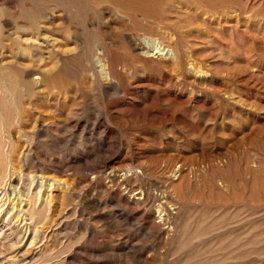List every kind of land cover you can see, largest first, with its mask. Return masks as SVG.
<instances>
[{"label":"rangeland","instance_id":"obj_1","mask_svg":"<svg viewBox=\"0 0 264 264\" xmlns=\"http://www.w3.org/2000/svg\"><path fill=\"white\" fill-rule=\"evenodd\" d=\"M34 175L0 264H264V0H0V194Z\"/></svg>","mask_w":264,"mask_h":264},{"label":"bare ground","instance_id":"obj_2","mask_svg":"<svg viewBox=\"0 0 264 264\" xmlns=\"http://www.w3.org/2000/svg\"><path fill=\"white\" fill-rule=\"evenodd\" d=\"M52 1V0H51ZM65 1V0H64ZM128 1V0H127ZM35 2V1H34ZM57 3H58V1H56ZM68 2V1H67ZM71 2V1H70ZM8 5V4H7ZM38 5V4H37ZM68 5V4H67ZM17 7V6H16ZM40 13V12H39ZM26 16H27V18L31 21V22H34L35 21V17H34V15L33 14H30V13H28V14H25ZM17 19V18H16ZM153 20V19H152ZM155 20V19H154ZM158 21V20H157ZM156 22V21H155ZM165 22V21H164ZM157 23V22H156ZM6 24V23H5ZM146 24V23H145ZM167 25V24H166ZM162 26V25H161ZM163 27H164V25H163ZM158 30H162V28H159ZM37 34V33H36ZM142 34V33H141ZM43 35V34H42ZM47 35V34H46ZM161 35V34H160ZM164 35V34H163ZM38 36V35H37ZM69 36V35H68ZM157 37H159V32H156L154 29H151V30H148V31H146L145 32V34L144 35H142V38L141 39H139V42L136 44V50L140 53V55L141 56H143V57H145L146 59H150V60H152V59H159L160 61H168V63H169V61L171 62V61H174L175 60V55H174V52L172 51V49H169L168 47H167V45H166V43H165V45H164V43L163 42H161L162 41V37H159V38H157ZM30 38H32V37H30ZM166 38V37H165ZM50 40V39H49ZM133 40H135V39H133ZM166 40H167V38H166ZM176 40H177V38H176ZM92 42V41H91ZM131 43H132V41H131ZM97 46V45H96ZM110 46V45H109ZM131 46H132V44H131ZM69 47V46H68ZM98 48V51H97V58H96V63L100 66V68L102 69V71H104L105 72V74H106V77L107 78H110V73L106 70V68H107V64L105 63L104 64V59H106L105 57H106V50L104 49V48H99V47H97ZM107 48V47H106ZM71 49V48H70ZM69 50V49H68ZM71 52V51H70ZM108 52V51H107ZM92 53V52H91ZM108 54V53H107ZM135 54V53H134ZM108 59V58H107ZM110 60V59H109ZM109 60H107V61H109ZM111 64V63H110ZM111 66V65H110ZM111 68V67H110ZM98 70H99V68H98ZM114 70V69H113ZM200 70V69H199ZM101 70H99V72H100ZM198 72V71H197ZM199 73V72H198ZM197 73V74H198ZM104 74V73H103ZM102 74V75H103ZM6 75V74H5ZM104 76V75H103ZM112 76V75H111ZM105 78V77H104ZM107 78H105V79H107ZM8 81V80H7ZM13 82V81H12ZM7 83V82H6ZM11 87V86H10ZM162 90V89H161ZM2 91V90H1ZM8 92H10V90H8ZM161 92H164V91H161ZM169 93V92H168ZM2 95V94H1ZM12 95V94H11ZM165 95V94H164ZM170 96V95H169ZM174 97V96H173ZM7 98V97H6ZM5 98V99H6ZM15 98V97H14ZM16 98H17V96H16ZM157 98V97H156ZM170 98V97H169ZM172 99H170L169 101H171ZM174 100V99H173ZM172 102V101H171ZM174 102H175V100H174ZM173 103V102H172ZM3 104V103H2ZM4 107H5V105H4ZM12 107V106H11ZM2 115V114H1ZM8 116V115H7ZM10 121H11V118H10ZM7 151V150H6ZM29 151H30V149H29ZM31 153V152H30ZM8 171H10V170H8ZM141 174V173H140ZM27 176H28V174H27ZM131 176V175H130ZM6 177H7V175H6ZM124 180V179H123ZM40 181V182H39ZM23 182V181H22ZM27 182L29 183V188L28 189H26V188H24V187H21V186H23V185H18V183H16V185H14V183H13V181H10L7 185H8V188H10V191L12 192L11 194H12V197H13V199L11 200L10 199V197L11 196H9V190L7 191H4V192H2L1 194H0V216H1V214L2 213H4L5 212V208L4 207H6L7 205V203H8V201L10 202L11 201V203H12V208L10 209V211L9 212H7V213H9V214H7V219H6V222L5 221H3V229L0 231V239L1 238H3L4 236L5 237H7L8 239H10V242L8 243V244H10V246H8L7 244H5V245H7L8 247H11L12 249H16L17 247V243H15L14 242V236H18V234H17V232L15 231V223H16V221H20L21 220V222L22 223H24V220H23V213L24 214H26V212H29V210H30V205H27L28 206V209L27 210H25V211H23V209H22V207H21V204H23V201L22 200H24V198H22L21 199V195H22V193H21V191H22V188H23V190H25V192L27 193V198H29L28 199V201H31V199H36L37 198V202H38V204L40 203L42 206H45V205H47V198L43 195V193H44V191H42L43 190V188H44V186H45V183H46V181L40 176H33V177H27ZM7 189V188H6ZM38 189V191H35V190H37ZM1 192V191H0ZM154 194V193H153ZM150 195V194H149ZM148 195V196H149ZM153 196V195H152ZM151 196V197H152ZM142 197V196H141ZM157 197V196H156ZM163 197V196H162ZM165 197V196H164ZM26 198V199H27ZM150 198V197H149ZM166 198H167V196H166ZM25 199V200H26ZM140 199V198H139ZM152 199V198H151ZM40 200H42V202L40 201ZM156 200V199H155ZM50 201V200H49ZM168 201V200H167ZM164 202V201H163ZM27 203V202H26ZM159 203V202H158ZM161 203H162V201H161ZM25 204V203H24ZM149 204V203H148ZM164 204H166V201H165V203ZM159 206V205H158ZM171 206H173V209H174V204L173 205H171ZM20 207V208H19ZM168 207H169V205H168ZM46 208H48L47 206H46ZM158 208H160V207H158ZM162 209H163V207H161ZM165 208V207H164ZM170 208H172V207H170ZM161 209V210H162ZM160 210V212H162V213H164L165 212V210L164 211H161ZM167 211V210H166ZM171 211V210H170ZM173 211V210H172ZM170 214V213H169ZM172 214V213H171ZM28 216V215H27ZM23 217V218H22ZM29 219H30V217H29ZM14 220H16V221H14ZM27 220V219H26ZM14 221V222H13ZM166 221H168V220H166ZM26 222V221H25ZM169 222V221H168ZM2 223V221H0V224ZM29 223V222H28ZM27 223V224H28ZM30 224H32V223H30ZM12 225V226H11ZM9 227L7 230H4L6 227ZM24 226V225H23ZM166 227V226H165ZM32 229V228H31ZM30 228H29V231L31 230ZM34 230V229H33ZM36 230V229H35ZM21 233V232H20ZM28 227L26 228V230L23 232V235H24V237L25 238H22V241L21 242H19L18 243V245H24V244H29V245H32V244H34V241H36V240H34V241H31L30 242V239H29V237H28V239H26L27 238V236H28ZM189 235V234H188ZM38 237V236H37ZM16 239V238H15ZM19 238H17V240H18ZM35 239H37L38 240V238H35ZM2 240V239H1ZM4 240V239H3ZM2 240V241H3ZM16 241V240H15ZM4 242H5V240H4ZM3 244V243H2ZM1 244V245H2ZM36 244V243H35ZM0 245V246H1ZM4 245H2V247H3ZM33 246H35V245H33ZM11 249V250H12ZM30 250V249H29ZM17 251V250H16ZM27 257V256H26ZM19 260H20V258H18ZM22 259V258H21ZM23 259H25V257H23ZM29 259V258H28ZM27 259V260H28ZM34 259V258H33ZM15 260H17V259H15ZM8 262H12V261H8ZM19 263V262H18ZM27 263V262H26ZM28 264V263H27Z\"/></svg>","mask_w":264,"mask_h":264}]
</instances>
